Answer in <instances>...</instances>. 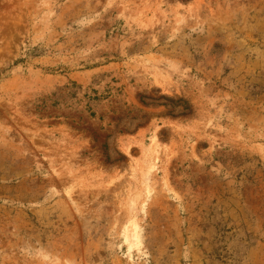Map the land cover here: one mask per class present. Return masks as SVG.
Wrapping results in <instances>:
<instances>
[{"label": "rangeland", "instance_id": "374dc122", "mask_svg": "<svg viewBox=\"0 0 264 264\" xmlns=\"http://www.w3.org/2000/svg\"><path fill=\"white\" fill-rule=\"evenodd\" d=\"M0 264H264V0H0Z\"/></svg>", "mask_w": 264, "mask_h": 264}]
</instances>
